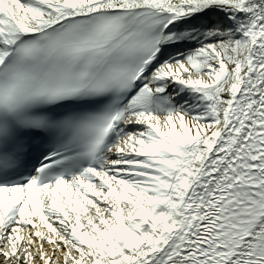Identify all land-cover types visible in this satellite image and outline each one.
I'll return each instance as SVG.
<instances>
[{"label": "snow or ice", "instance_id": "obj_1", "mask_svg": "<svg viewBox=\"0 0 264 264\" xmlns=\"http://www.w3.org/2000/svg\"><path fill=\"white\" fill-rule=\"evenodd\" d=\"M0 264H264V0H0Z\"/></svg>", "mask_w": 264, "mask_h": 264}]
</instances>
